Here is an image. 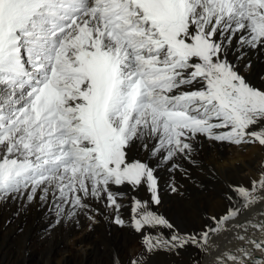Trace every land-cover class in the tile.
I'll return each mask as SVG.
<instances>
[{
  "label": "snow or ice",
  "instance_id": "snow-or-ice-1",
  "mask_svg": "<svg viewBox=\"0 0 264 264\" xmlns=\"http://www.w3.org/2000/svg\"><path fill=\"white\" fill-rule=\"evenodd\" d=\"M253 55L264 57V0H0L7 223L31 208L48 230L65 217L107 219L140 238L128 264L203 251L264 191V165L250 186L223 190L221 216L191 230L159 211V173L174 193L192 181L200 137L264 147V87L246 74ZM241 239L249 246L232 264H264V241Z\"/></svg>",
  "mask_w": 264,
  "mask_h": 264
},
{
  "label": "bare ground",
  "instance_id": "bare-ground-1",
  "mask_svg": "<svg viewBox=\"0 0 264 264\" xmlns=\"http://www.w3.org/2000/svg\"><path fill=\"white\" fill-rule=\"evenodd\" d=\"M251 58L254 70L246 74L250 82L256 87H264V81L260 80V75L264 74V57L258 58L253 55ZM196 149V167L192 168L194 179L190 182L183 181V187L179 192L174 193L169 190V175L166 171H160V197L162 204L159 211L170 218L171 213L175 211L176 204L182 202V213L190 220L195 221V228H199L205 219H208V222L211 223L210 218L213 215L221 216L226 207V201L223 197L219 198L217 190H215L214 194V191L212 192L210 188L225 182L231 185L250 186L251 181L260 177L261 166L264 165V147L258 143L234 145L214 142L200 137L196 141ZM131 154L136 155L135 152ZM139 155L142 157L143 153ZM216 177L222 178L223 181L216 180ZM201 186H203V190H201ZM139 195L140 198L144 199L148 197V193L143 189L140 190ZM210 199H213V201L211 202ZM208 201H210V204L207 207ZM200 209L204 211L203 218L200 214ZM14 210L15 206H0V242L5 239L15 240L14 237L18 232H27L29 240L22 250L26 254L27 249L31 248L30 244L34 240L37 231L39 233L48 225L49 217L36 211L35 208H31L27 214L19 218H13L11 223H7L8 218L12 216ZM123 214L127 218V212L125 211ZM74 220L65 217L62 223L59 224L58 228L61 229L62 235L60 234V238L49 250L52 264H68L71 259L74 261L80 260L81 264H83V261H90L91 264V261L95 259L97 261L96 264H103L104 260H100L108 257L114 250L125 249L128 251L136 247L134 246L136 243L129 237L131 235H128L130 228H117L104 218H101L98 223H94L83 215L79 216L77 221ZM261 222H264V191H258L256 199L250 201L245 207L240 209L238 218L222 221L217 226V230L210 234L203 251L189 249L183 256H175L176 258H173V262L170 264H192L193 258H196L199 264H232L229 254L238 255L239 249L249 246L243 242L241 237L247 236L250 240L264 241V229L253 227ZM237 224H247V231L237 228ZM102 232H105V234ZM12 243L11 240L9 243L0 244V253L3 254L8 250L10 251V244ZM3 247H6L5 251ZM33 251L35 250L30 249V253H33ZM60 251H62L63 256ZM64 253H68V255ZM51 257L59 259L54 263ZM159 257L155 255L152 258V264H157L160 260ZM23 262L25 263V261ZM0 264L7 263L1 261Z\"/></svg>",
  "mask_w": 264,
  "mask_h": 264
},
{
  "label": "rangeland",
  "instance_id": "rangeland-1",
  "mask_svg": "<svg viewBox=\"0 0 264 264\" xmlns=\"http://www.w3.org/2000/svg\"><path fill=\"white\" fill-rule=\"evenodd\" d=\"M216 180H222L223 181L222 178H217V177H216ZM225 183H227V184H225ZM225 183L217 184L215 187H211L210 189H211L212 192L214 191L213 192L214 194H215V190H217L218 195H219V198H222L223 195L221 193L223 192V190L225 188H227L228 186L231 185L228 182H225ZM223 185H224V187H223ZM220 189H222V190H220ZM136 194H137V196H140L139 195L140 194V191L138 193H136ZM141 199H144V198H141ZM210 200H211V202L213 201V199H210ZM209 202L210 201L207 202V207L210 204ZM176 208H175V211L173 213H171V217H170L171 220L174 219L173 221L175 223H177L182 229H189V230H191L194 227L195 221L190 220L189 218H187V216L184 213H182V211H181L182 202H180V204H176ZM200 212H201L200 214H201V216L203 218L204 217V211H203V209H200ZM175 215H176V217H175ZM78 219H79V217H78ZM78 219L76 218L74 221H77ZM107 221H109V220H107ZM117 228H119V227H117ZM60 230L61 229L58 228V226L55 227V229L48 230V225H46L39 233L37 231V234H35L34 240L30 244L31 245V248L30 249L35 250V251H33V253H30V249H27L28 252L26 251V254L22 251L23 248L26 246L28 240H29V234L27 232H23V233L22 232H20V233L18 232L15 235V237H14L15 240H13V239H10V240L5 239V240H2L0 242V244H5V242L6 243H9L11 240H12L13 243L10 244L11 245V249H10V251L8 250L9 252L7 251L6 253H3V254L0 253V262L1 261H4V263H7V264H52L51 263V260H50V251L49 250L51 249V246H53V244H55V242L58 240V238H60V234L62 235V233H61ZM102 233L105 234V232H102ZM26 235H27V237H25ZM128 235H131L129 237L132 238L133 241L136 243L134 245L136 247L135 248H132V249H130L128 251H126L125 249L124 250H120L119 249V251L114 250V252L111 253L108 257L103 258L102 260H100V261H103L104 260L103 261V264H114V262H115V264H128L129 259L132 258L133 256H135L136 254H138L140 252V250H141V247H140V238L131 229H129V234ZM18 243H21V244H18ZM19 245H20V247H19ZM3 248H5L4 249V251H5L6 250V247H3ZM62 251H60V253ZM121 251H123V252H121ZM184 253L185 252H182L180 254V256H183ZM64 254H67L68 255V253H64ZM61 255L63 256V253H61ZM62 256H60V257L62 258ZM156 256L160 258V260L157 262V264H164V262H166V264L167 263L170 264L171 262H173V260H172L173 258L180 257L179 255L170 254L167 251H161V252L157 253ZM51 259H52V261L54 263H56V261L59 258H57V257L56 258L51 257ZM98 259H100V258H98ZM17 260H18V263H17ZM23 261H25V263ZM47 261H49V262L47 263ZM77 261H74V260L71 259L68 264H81V261L80 260H77ZM92 263L96 264L97 261L95 259H93L91 261V264ZM83 264H90V261H83Z\"/></svg>",
  "mask_w": 264,
  "mask_h": 264
}]
</instances>
